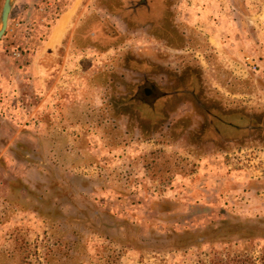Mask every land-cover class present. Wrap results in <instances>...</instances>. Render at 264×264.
I'll return each mask as SVG.
<instances>
[{
	"label": "rangeland",
	"instance_id": "1",
	"mask_svg": "<svg viewBox=\"0 0 264 264\" xmlns=\"http://www.w3.org/2000/svg\"><path fill=\"white\" fill-rule=\"evenodd\" d=\"M78 2L56 47L64 0H14L0 38V264H264V0H168L170 35ZM133 57L194 66L207 99L260 126L194 139L187 101L139 125L114 106Z\"/></svg>",
	"mask_w": 264,
	"mask_h": 264
},
{
	"label": "trees",
	"instance_id": "2",
	"mask_svg": "<svg viewBox=\"0 0 264 264\" xmlns=\"http://www.w3.org/2000/svg\"><path fill=\"white\" fill-rule=\"evenodd\" d=\"M149 4L150 0H108L106 7L125 20L135 21L139 17L143 18L148 11L146 17L152 18L153 25L162 26L165 34L170 35L173 31L166 27L169 26L167 24L169 20L167 21L166 17L169 13L168 0H162L163 10L158 17L150 14ZM126 61V64L134 66L140 72L141 78L139 82L131 86V92L127 93L126 97H122L121 101H114V106L127 108L129 113L136 116L139 125L148 126L153 130L164 118H168V113L180 102L187 101L201 119L198 127L191 132L194 139H204L206 138L204 134H207L209 139H230L240 137L260 126L254 114L238 108H221L207 99L203 95L200 72L192 65H185L181 71H176L143 58L133 57ZM154 75H164L165 84H158L149 79ZM122 83L128 85V83ZM55 261L50 264H68Z\"/></svg>",
	"mask_w": 264,
	"mask_h": 264
},
{
	"label": "crops",
	"instance_id": "3",
	"mask_svg": "<svg viewBox=\"0 0 264 264\" xmlns=\"http://www.w3.org/2000/svg\"><path fill=\"white\" fill-rule=\"evenodd\" d=\"M64 2H66V4L64 5L62 12L58 15L55 23L50 27V30L48 31V36L44 44L47 50H49L51 47L58 46L65 38L66 32L70 30V27H74L75 25L77 26L79 23L75 21L77 12L79 11L78 0H64ZM60 25L62 26V29L59 37L52 44H49V40L54 32V29Z\"/></svg>",
	"mask_w": 264,
	"mask_h": 264
},
{
	"label": "water",
	"instance_id": "4",
	"mask_svg": "<svg viewBox=\"0 0 264 264\" xmlns=\"http://www.w3.org/2000/svg\"><path fill=\"white\" fill-rule=\"evenodd\" d=\"M14 0H3L0 12V38L3 36L8 22V16Z\"/></svg>",
	"mask_w": 264,
	"mask_h": 264
},
{
	"label": "bare ground",
	"instance_id": "5",
	"mask_svg": "<svg viewBox=\"0 0 264 264\" xmlns=\"http://www.w3.org/2000/svg\"><path fill=\"white\" fill-rule=\"evenodd\" d=\"M63 21H64V20H63ZM63 21H62V23H63ZM61 29H62V26H61V25L58 26V27H56V28L54 29V32H53V34L51 35V39H50V41L54 42L55 40H57V38H58L59 35H60Z\"/></svg>",
	"mask_w": 264,
	"mask_h": 264
},
{
	"label": "built area",
	"instance_id": "6",
	"mask_svg": "<svg viewBox=\"0 0 264 264\" xmlns=\"http://www.w3.org/2000/svg\"><path fill=\"white\" fill-rule=\"evenodd\" d=\"M15 25L20 26L21 25V22L18 20V21L15 22ZM21 53L22 52L20 50H13L11 52L12 56L15 57V58L21 56ZM249 63H250V65H253L250 61H249Z\"/></svg>",
	"mask_w": 264,
	"mask_h": 264
}]
</instances>
